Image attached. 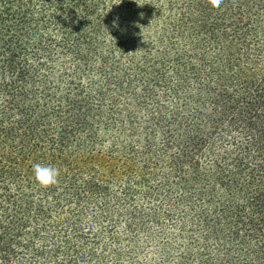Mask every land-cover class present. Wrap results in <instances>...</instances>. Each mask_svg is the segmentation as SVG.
Segmentation results:
<instances>
[{
    "label": "trees",
    "instance_id": "trees-1",
    "mask_svg": "<svg viewBox=\"0 0 264 264\" xmlns=\"http://www.w3.org/2000/svg\"><path fill=\"white\" fill-rule=\"evenodd\" d=\"M0 264H264V0H0Z\"/></svg>",
    "mask_w": 264,
    "mask_h": 264
},
{
    "label": "clouds",
    "instance_id": "clouds-1",
    "mask_svg": "<svg viewBox=\"0 0 264 264\" xmlns=\"http://www.w3.org/2000/svg\"><path fill=\"white\" fill-rule=\"evenodd\" d=\"M210 2L214 6H219L222 0H210ZM32 175L39 185L48 186L57 182L59 169L53 165L35 163L32 165Z\"/></svg>",
    "mask_w": 264,
    "mask_h": 264
}]
</instances>
